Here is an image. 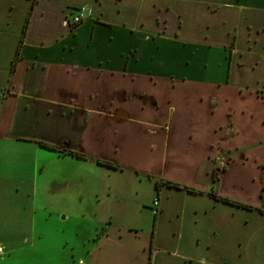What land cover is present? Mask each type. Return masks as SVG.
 <instances>
[{
  "label": "crops",
  "instance_id": "obj_1",
  "mask_svg": "<svg viewBox=\"0 0 264 264\" xmlns=\"http://www.w3.org/2000/svg\"><path fill=\"white\" fill-rule=\"evenodd\" d=\"M262 93L264 0H0V264H264Z\"/></svg>",
  "mask_w": 264,
  "mask_h": 264
},
{
  "label": "rangeland",
  "instance_id": "obj_2",
  "mask_svg": "<svg viewBox=\"0 0 264 264\" xmlns=\"http://www.w3.org/2000/svg\"><path fill=\"white\" fill-rule=\"evenodd\" d=\"M67 19H68V15H67ZM80 23L81 22H79L78 24H72V25L69 24V25H70L71 28H75ZM262 94L264 95V93H262ZM142 164H143V166H148L147 163L143 162ZM250 168H251V170H253L255 168V165L252 164ZM167 172H168L167 175L172 177V178H168V179H171V180H174V181H177V182H180V183H181V181L178 180V179L188 180V181L193 183L192 185L194 187H196V185H197V188H198L199 185L200 186H204V185L206 186L207 184H209L211 182L210 178L208 176V174H209L208 171L205 172L203 170H200L199 172H197L195 167H193V168L192 167H187V166L182 165V164H171L169 166ZM206 173H207V175H206ZM174 177L178 178V179H174ZM211 186H212V184H211ZM140 188L143 191L144 197H147V199H149V200H150V198L153 197L154 189H153V186H152L151 182L144 181L141 184Z\"/></svg>",
  "mask_w": 264,
  "mask_h": 264
},
{
  "label": "trees",
  "instance_id": "obj_3",
  "mask_svg": "<svg viewBox=\"0 0 264 264\" xmlns=\"http://www.w3.org/2000/svg\"><path fill=\"white\" fill-rule=\"evenodd\" d=\"M28 22H29V18H27L25 24H24V29L23 31L25 32L27 26H28ZM23 40V37L21 38V41ZM19 53H20V46L17 50V56L16 58L13 60V64H12V71L15 69L16 67V62L18 60V57H19ZM41 144L46 146V147H49V148H53V149H56L57 147L55 145H52V144H49V143H46V142H42L41 141ZM68 152L72 153V154H75V155H78V156H84L82 153H79V152H75V151H72V150H67ZM99 163L101 164H104V165H107V166H110V167H113V168H120V169H123L122 166L118 165V164H115L111 161H108V160H101V159H98L97 160ZM220 176L217 175L215 176L214 178V183L217 182L219 180ZM163 183H166L168 186H172V187H179V188H186L188 189L189 191H194V192H201V190L195 188V187H192V186H188V185H184V184H181L180 182H177V181H174V180H163L162 181ZM211 196L217 198L218 200H221L223 202H227V203H232V204H237V205H241V206H244V207H247V208H255L253 205L251 204H247V203H242V202H239V201H236V200H233L231 198H229L228 196H222V195H218L216 191H211L209 193Z\"/></svg>",
  "mask_w": 264,
  "mask_h": 264
},
{
  "label": "built area",
  "instance_id": "obj_4",
  "mask_svg": "<svg viewBox=\"0 0 264 264\" xmlns=\"http://www.w3.org/2000/svg\"><path fill=\"white\" fill-rule=\"evenodd\" d=\"M88 14V10L85 7H76L73 9H70L67 13L68 19L70 25L72 24H78L79 22H82V20L85 18V16ZM157 203V201H156ZM2 255V249L0 248V256Z\"/></svg>",
  "mask_w": 264,
  "mask_h": 264
},
{
  "label": "bare ground",
  "instance_id": "obj_5",
  "mask_svg": "<svg viewBox=\"0 0 264 264\" xmlns=\"http://www.w3.org/2000/svg\"><path fill=\"white\" fill-rule=\"evenodd\" d=\"M83 20H84V19H83ZM83 20H82V21H83Z\"/></svg>",
  "mask_w": 264,
  "mask_h": 264
}]
</instances>
